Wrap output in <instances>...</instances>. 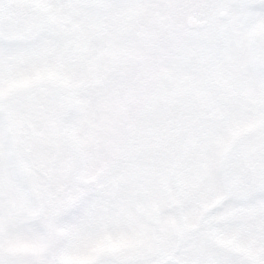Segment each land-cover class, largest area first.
I'll return each mask as SVG.
<instances>
[{"label":"snow or ice","instance_id":"obj_1","mask_svg":"<svg viewBox=\"0 0 264 264\" xmlns=\"http://www.w3.org/2000/svg\"><path fill=\"white\" fill-rule=\"evenodd\" d=\"M0 264H264V0H0Z\"/></svg>","mask_w":264,"mask_h":264}]
</instances>
